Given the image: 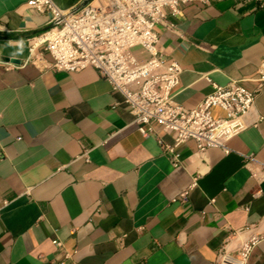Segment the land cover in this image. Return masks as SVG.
I'll return each instance as SVG.
<instances>
[{"label": "crops", "instance_id": "0c3cea01", "mask_svg": "<svg viewBox=\"0 0 264 264\" xmlns=\"http://www.w3.org/2000/svg\"><path fill=\"white\" fill-rule=\"evenodd\" d=\"M54 1L71 9L85 0ZM46 18L27 0H0V264H58L53 237L72 253L67 264H212L224 243L233 250L264 216V171L242 156L264 162V86L245 116L256 124L230 151L199 153L188 140L174 163L163 150L171 133L154 124L143 136L96 68L56 71L32 49ZM175 24L158 28V48L182 67L176 101L195 105L231 79L253 87L264 1L188 3ZM248 264H264V238Z\"/></svg>", "mask_w": 264, "mask_h": 264}, {"label": "built area", "instance_id": "2783aa9c", "mask_svg": "<svg viewBox=\"0 0 264 264\" xmlns=\"http://www.w3.org/2000/svg\"><path fill=\"white\" fill-rule=\"evenodd\" d=\"M213 1L89 0L66 15L69 9L59 7L54 0H27L31 7L46 15L47 25L51 24L34 37L31 47H40L46 52L51 59L49 66L56 71H77L89 65L96 68L111 88L122 94L143 136L154 131V124L171 133L172 143L163 145L164 151L174 153L177 146L193 140L199 153H205L210 147L228 152L227 142L250 123L257 122H248L245 116L264 86V61L249 79L253 87L244 85L245 79H231L226 85L213 83L209 94L188 106L173 98L180 81V63L158 48V28L175 31V18L184 5H206ZM249 1L263 6L264 0H236V5ZM59 17L61 21L54 23ZM136 48L145 56L139 55ZM215 106L222 109L223 115L213 114ZM177 156L173 154L174 163ZM242 156L245 165L256 162L259 170L264 171V162L254 154ZM188 190L180 191L176 199L185 201ZM261 192L262 189L257 188L254 195ZM245 230L247 237L237 238L233 250L224 243L212 264H248L251 250L264 238V216ZM52 242L63 252L58 264L72 260V253L64 248L60 239L53 237Z\"/></svg>", "mask_w": 264, "mask_h": 264}, {"label": "water", "instance_id": "95a60500", "mask_svg": "<svg viewBox=\"0 0 264 264\" xmlns=\"http://www.w3.org/2000/svg\"><path fill=\"white\" fill-rule=\"evenodd\" d=\"M89 0H85L83 3H80L79 5H77L76 7H73L71 9H69V11H67L66 15L74 13L75 11H77L81 6H83L85 3H87ZM62 17H59L54 23H57L59 21H61ZM51 24L46 25V27L44 29H46L47 27H49ZM3 36L2 33H0V37Z\"/></svg>", "mask_w": 264, "mask_h": 264}]
</instances>
